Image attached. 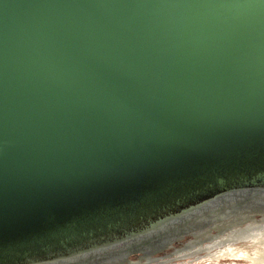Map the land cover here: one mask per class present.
I'll use <instances>...</instances> for the list:
<instances>
[{"label": "water", "instance_id": "obj_1", "mask_svg": "<svg viewBox=\"0 0 264 264\" xmlns=\"http://www.w3.org/2000/svg\"><path fill=\"white\" fill-rule=\"evenodd\" d=\"M264 236V0H0V264H178Z\"/></svg>", "mask_w": 264, "mask_h": 264}, {"label": "rangeland", "instance_id": "obj_2", "mask_svg": "<svg viewBox=\"0 0 264 264\" xmlns=\"http://www.w3.org/2000/svg\"><path fill=\"white\" fill-rule=\"evenodd\" d=\"M242 241L232 243L178 264H252V258L255 257V254L264 251L262 249L264 247V238H260L257 241L249 237ZM229 249H236L237 251L231 254L228 253Z\"/></svg>", "mask_w": 264, "mask_h": 264}, {"label": "bare ground", "instance_id": "obj_3", "mask_svg": "<svg viewBox=\"0 0 264 264\" xmlns=\"http://www.w3.org/2000/svg\"><path fill=\"white\" fill-rule=\"evenodd\" d=\"M254 240H257L259 241L260 238H264V236H252L250 237ZM244 240V239H243ZM242 241V240H241ZM239 242V241H238ZM243 242V241H242ZM261 249V248H260ZM264 250V247L262 248ZM237 250L236 249H229L228 250V253H233V252H236ZM252 258V257H251ZM252 264H264V251H260L258 253L255 254V257L252 258Z\"/></svg>", "mask_w": 264, "mask_h": 264}]
</instances>
